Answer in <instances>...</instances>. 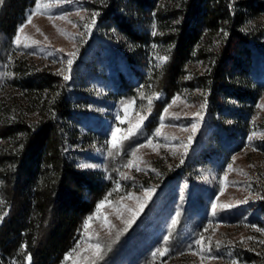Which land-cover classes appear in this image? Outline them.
<instances>
[{
  "label": "rangeland",
  "instance_id": "obj_1",
  "mask_svg": "<svg viewBox=\"0 0 264 264\" xmlns=\"http://www.w3.org/2000/svg\"><path fill=\"white\" fill-rule=\"evenodd\" d=\"M39 2L18 27L10 59L69 76L83 109L80 131L91 141L77 166L111 181L60 264L105 256L106 264H264V67L254 66L260 95L247 130L221 150L210 129L204 134L211 123L205 93L182 91L153 115L149 103L163 95L141 87L116 51L119 40L99 30L93 0ZM258 20L264 13L249 23Z\"/></svg>",
  "mask_w": 264,
  "mask_h": 264
},
{
  "label": "trees",
  "instance_id": "obj_2",
  "mask_svg": "<svg viewBox=\"0 0 264 264\" xmlns=\"http://www.w3.org/2000/svg\"><path fill=\"white\" fill-rule=\"evenodd\" d=\"M34 4L0 2V264H60L111 186L77 166L80 148L91 141L80 131L83 109L71 82L29 58L10 59ZM92 6L99 30L119 40L116 51L141 87L163 95L149 103L154 116L175 94L200 91L211 118L204 134L210 129L221 150L239 143L260 95L252 76L255 64L264 67V20L249 22L264 13L263 0H93Z\"/></svg>",
  "mask_w": 264,
  "mask_h": 264
},
{
  "label": "snow or ice",
  "instance_id": "obj_3",
  "mask_svg": "<svg viewBox=\"0 0 264 264\" xmlns=\"http://www.w3.org/2000/svg\"><path fill=\"white\" fill-rule=\"evenodd\" d=\"M0 2H2V0H0ZM46 7H47V6L45 5V8H46ZM40 9H41V4H40L39 0H37V3H36V10L39 11ZM34 14H35V12L29 14V20H28V22L31 21V16L34 15ZM52 18H53V17L49 16V19H52ZM57 18H63V17H57ZM21 30H22V29H21ZM16 43L19 44V36H17V38H16ZM25 47H28V45L26 44ZM71 55H75V53H72ZM163 59H166V58H163ZM72 62H73V61H72L71 59H69V60L67 61V64H68V66H69V69H68L69 71H71V64H72ZM64 79H65V80L69 79V76L65 75V76H64ZM197 115H199V114H197ZM192 127H193V130H195L196 125H193ZM249 139H251V138H249ZM113 147H116L115 134H113ZM83 166H84V167H93V165H88V164L83 165ZM228 167H229V169H230V168H231V165H229ZM102 206H103V205H101V207H102ZM213 207H215V206H213ZM165 239H167V238H165ZM249 239H251V238H249ZM164 251L166 252L167 249H165ZM161 254H164V253L162 252ZM28 260H29V261L31 260V257H30V256L28 257Z\"/></svg>",
  "mask_w": 264,
  "mask_h": 264
}]
</instances>
